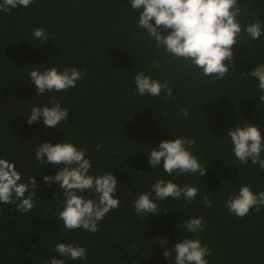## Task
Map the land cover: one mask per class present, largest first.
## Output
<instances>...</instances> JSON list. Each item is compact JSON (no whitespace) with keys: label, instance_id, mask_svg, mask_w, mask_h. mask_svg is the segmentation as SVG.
Listing matches in <instances>:
<instances>
[{"label":"trees","instance_id":"1","mask_svg":"<svg viewBox=\"0 0 264 264\" xmlns=\"http://www.w3.org/2000/svg\"><path fill=\"white\" fill-rule=\"evenodd\" d=\"M238 4L242 31L233 46V64L225 62L229 72L223 79L205 77L187 62L166 60L163 49L137 26L139 12L129 0H33L28 8L0 11V158L14 163L20 183L30 176L37 181L30 212H18L19 201L0 203V264H49L54 256L65 264H174V244L197 236L179 225L197 217L205 222L198 238L211 249L208 264H264V207L241 218L226 206L241 185L257 194L264 191V170L251 161L241 165L226 135V130L251 122L264 137L258 80L241 74L264 64V0ZM255 22L261 24L258 40L243 30ZM36 28H44L49 39H35ZM154 61L160 68L152 66ZM51 67H76L83 76L67 91L36 95L29 71ZM140 71L169 81L172 96L136 94L133 78ZM53 99L68 109V119L54 128H46L42 118L29 125L31 107H52ZM181 108L188 109L187 118L178 115ZM181 136L195 141L189 151L208 168L204 176H169L163 161L150 167L152 148ZM45 140L86 149L89 175L116 177L119 207L98 222L95 233L66 229L58 219L63 190L43 181L58 166L35 159V147ZM158 179L197 187L199 194L192 201H156L153 193L159 215L138 214L135 199ZM78 194L95 199L89 192ZM205 194L209 208L203 204ZM58 243L86 248L87 259L72 261L55 253Z\"/></svg>","mask_w":264,"mask_h":264},{"label":"clouds","instance_id":"2","mask_svg":"<svg viewBox=\"0 0 264 264\" xmlns=\"http://www.w3.org/2000/svg\"><path fill=\"white\" fill-rule=\"evenodd\" d=\"M32 3L33 0H2L0 11L28 8ZM129 4L132 10L139 12L137 26L148 34L157 47L163 49L166 60L171 58L187 62L189 66L200 69L205 77L215 76L217 79H223L228 74L229 67L225 62L233 64V46L237 44V37L242 31L237 19L241 14L238 0H129ZM243 30L252 40H258L262 35L259 22L248 24ZM32 35L41 43L49 39L44 28L34 29ZM152 66L160 68L161 65L154 61ZM241 74L258 80V90L261 93L258 99L264 102V64L256 66L249 73ZM28 76L37 89L36 95H42L46 92H61L74 88L83 74L76 67H66L63 71L51 67L42 72L38 69L31 70ZM133 82L136 85V94L159 97L163 92L168 98L172 96L169 81L161 82L143 71L135 74ZM257 107L260 105L257 104ZM188 114L187 108H181L178 113L185 118ZM68 117V109L62 108L60 103L53 99L52 107H31L27 123L31 125L42 118L46 128H54ZM226 135L230 137L232 151L241 165L251 161L253 165L258 164L259 168L264 170V158H261V153L264 152V137L258 126L251 122L244 126L236 125L226 130ZM194 143L193 139L183 136L162 140L158 147H153L147 155L148 163L152 169H156L163 161L164 173L169 176L173 173L178 176L199 173L202 177L208 168L203 167L189 151ZM100 147L101 145H97V150ZM86 153V149L67 142L53 144L45 140L35 147V159L39 164L56 165L59 169L52 176H43L46 185L50 186L55 182L63 190V205L58 219L63 221L66 229L75 231L82 228L95 233L98 230V222L103 220L110 210L119 207V199L115 198L118 182L112 173L89 175L92 164L91 159L85 158ZM20 181L21 174L14 163L0 158V203L13 204L19 201L16 203V210L28 213L35 206L33 196L37 181L32 176L28 178L27 183ZM84 192L93 194L95 199L78 194ZM153 193L156 201L168 197L176 201L182 198L192 201L199 194V189L189 185L181 187L172 180L158 179L149 191L140 193L135 199L133 207L138 214L159 215L158 203L152 198ZM202 199L205 208L212 206L207 194ZM226 206L230 214L241 218L253 208L258 212L264 207V191L257 194L250 186L241 185L238 191L233 190L229 195ZM179 227L197 236L174 244V264H208L205 257L211 254V249L198 238V234L205 227L203 217L190 218ZM53 251L72 261L87 259L86 248L70 243H58ZM164 255L168 257L169 253L164 251ZM49 264H65V260L54 256Z\"/></svg>","mask_w":264,"mask_h":264}]
</instances>
